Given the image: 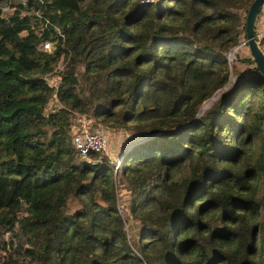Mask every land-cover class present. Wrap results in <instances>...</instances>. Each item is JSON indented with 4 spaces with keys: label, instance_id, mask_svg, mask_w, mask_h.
I'll use <instances>...</instances> for the list:
<instances>
[{
    "label": "trees",
    "instance_id": "16d2710c",
    "mask_svg": "<svg viewBox=\"0 0 264 264\" xmlns=\"http://www.w3.org/2000/svg\"><path fill=\"white\" fill-rule=\"evenodd\" d=\"M251 1L0 0V264H264ZM74 114L134 135L115 170Z\"/></svg>",
    "mask_w": 264,
    "mask_h": 264
},
{
    "label": "rangeland",
    "instance_id": "374dc122",
    "mask_svg": "<svg viewBox=\"0 0 264 264\" xmlns=\"http://www.w3.org/2000/svg\"><path fill=\"white\" fill-rule=\"evenodd\" d=\"M15 1L16 0H11L12 3ZM8 8H9V5H8ZM261 17H262V14H261ZM262 21H264V19L258 20V22H262ZM255 22H256L255 24L257 25V29L260 28L261 25L257 21H255ZM258 24H259V26H258ZM242 40H239L240 47H239V45L238 46L234 45L225 53L228 63L232 61V59L236 55V53L239 55H243V53L245 55L248 53L247 47L245 45H242L245 42L241 43ZM259 46L262 48V45H259ZM59 65L62 66V62H60L58 65H55L50 72H47L45 74L46 80L52 85L57 82V79H58L57 72L60 70V68H58ZM231 79H233V76H231ZM205 100L201 103L202 109L208 106V105L204 104L205 107L204 106L202 107ZM74 115H75V117L73 118L72 122L74 123V129L76 130V132L81 130L84 127L86 129H96V130H99L103 133V135L105 136L106 141H107L106 146L103 150V153H106L111 158V161L112 160L114 161L116 156L120 154L121 149H123L125 145L129 144L134 138V135L128 134L121 129L108 130V129L100 128V127L99 128L98 127L91 128L90 124L88 123V120H86L87 118H85L79 114H74ZM112 165H113V162H112ZM113 168H114V166H113ZM118 202L120 203V205H119V206H121L120 208L123 209V206H124L123 200L119 199ZM124 220H125V223H124L125 224V230H126L127 234L131 237L133 234V229L135 227L134 221L129 216H124Z\"/></svg>",
    "mask_w": 264,
    "mask_h": 264
},
{
    "label": "built area",
    "instance_id": "2783aa9c",
    "mask_svg": "<svg viewBox=\"0 0 264 264\" xmlns=\"http://www.w3.org/2000/svg\"><path fill=\"white\" fill-rule=\"evenodd\" d=\"M16 1H18L22 4L25 3V0H16ZM142 1H151V0H142ZM10 2H11V0H7V3L2 5L1 9L6 10L8 8V5ZM261 12L264 15V2H263L262 7H261ZM259 24L261 26H260V28H258L254 32L255 33L254 38L255 37L260 38L264 35V21L260 22ZM56 29H57L56 30L57 34L62 36V34L58 30V28H56ZM41 44H42V47L44 49H47V50L50 49V47H51V41L48 39L42 41ZM259 48L261 49L262 53L264 54V44H263L262 48L260 46H259ZM58 68H61V65H59ZM51 70H49L47 72H50ZM72 143H73V146H74L76 152L82 157H86V155L89 152H96L98 154V156L95 160L92 161L93 163H95V162L99 161L100 154L103 152L107 141H106V138L101 131L96 130V129H86L83 127L81 130L77 131L76 133H74L72 135ZM120 160H121L120 154L116 156L114 161L112 160L114 170L117 168Z\"/></svg>",
    "mask_w": 264,
    "mask_h": 264
},
{
    "label": "water",
    "instance_id": "95a60500",
    "mask_svg": "<svg viewBox=\"0 0 264 264\" xmlns=\"http://www.w3.org/2000/svg\"><path fill=\"white\" fill-rule=\"evenodd\" d=\"M263 0H252L245 14L244 20V39L241 41L245 42L249 53L252 57V60L257 67V70L264 76V54L257 45V42L254 38V21L257 11L262 4ZM239 45V42L236 46ZM215 98V95H210L208 99L205 100L206 105H209L212 99Z\"/></svg>",
    "mask_w": 264,
    "mask_h": 264
},
{
    "label": "bare ground",
    "instance_id": "6f19581e",
    "mask_svg": "<svg viewBox=\"0 0 264 264\" xmlns=\"http://www.w3.org/2000/svg\"><path fill=\"white\" fill-rule=\"evenodd\" d=\"M204 104H206V102L203 103L202 107L204 106ZM205 107V106H204Z\"/></svg>",
    "mask_w": 264,
    "mask_h": 264
}]
</instances>
